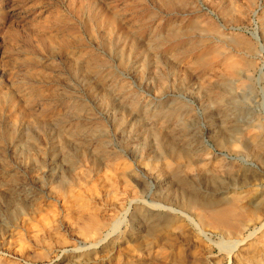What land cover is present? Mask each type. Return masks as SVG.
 <instances>
[{
    "label": "rangeland",
    "instance_id": "rangeland-1",
    "mask_svg": "<svg viewBox=\"0 0 264 264\" xmlns=\"http://www.w3.org/2000/svg\"><path fill=\"white\" fill-rule=\"evenodd\" d=\"M171 32L179 35L170 40ZM249 59L252 71L240 78L229 72L231 61ZM249 80L251 89L241 84ZM220 93L234 98L231 108ZM263 123L264 0H0V264H130L168 256L178 264H248L242 258L248 250L260 262L264 208L257 200L264 201V164L229 150L240 135L255 150L250 141ZM97 139L115 158L109 168L91 157L98 156ZM61 140L67 157L76 160L71 152L81 149L97 169L84 159V170L77 163L69 170L53 155L42 168L24 160L31 149ZM159 146L189 151L182 166L201 161L208 171L220 165L230 173L214 186L194 169L184 188L177 186L147 167L159 166ZM127 166L137 175L129 185L121 178ZM58 173L68 179L85 174L68 201L67 191L52 190ZM75 195L87 203L80 215L94 211L120 223L95 247L106 227L100 239L81 235ZM188 196L238 197V204L236 211L216 208L203 229L197 209L176 205ZM17 201L31 209L29 233L8 221ZM154 214L175 216L169 233L183 239L172 246L146 240L141 234ZM224 224L241 233L227 235L219 229ZM112 237V248L103 252Z\"/></svg>",
    "mask_w": 264,
    "mask_h": 264
},
{
    "label": "bare ground",
    "instance_id": "bare-ground-1",
    "mask_svg": "<svg viewBox=\"0 0 264 264\" xmlns=\"http://www.w3.org/2000/svg\"><path fill=\"white\" fill-rule=\"evenodd\" d=\"M177 35H179V34L172 33L171 32V33L167 34V37L171 40L173 37H176L177 38ZM249 49L252 52H254V49H252L251 47H249ZM243 61H245V60H243ZM254 66H255V64H254L253 59H249V60L245 61L244 63H240V62H237V61H231L229 63V65H228V70H229V72L234 77L240 78L242 72L244 73L247 70L248 71H252L254 69ZM241 84H242V86H244L247 89H251L252 88V83H251L250 80L249 81H243V82H241ZM225 87H226L225 86V83H221V86L219 85L218 89H219V91H221V92L223 91L224 92ZM218 95H219L218 96V99H220L221 101H224V104H226V105L223 104V106L226 109L231 108L230 105L235 102L234 101V98L233 97H230V96L227 97V98H223L221 96V93L218 94ZM220 96H221V98H220ZM158 115H160V114H158ZM166 116L168 117V114ZM169 116H170V114H169ZM160 118H161V115L159 116L158 119H160ZM168 118H170V117H168ZM140 124H142V123H140ZM143 124H142V127H143ZM145 124H146V122H145ZM262 125L263 126H261V125L258 126L259 130L261 131V135H254L251 138L252 140L250 141L252 143V146H254V149L255 150H252L251 148H249L248 144L243 141V138L240 135V138L239 139H236L235 142H232V146L233 147L230 148L229 151L230 152H240V151L245 152V153L250 154L251 156L255 157V159H257L259 162H261L262 164H264V158L259 154L260 153L259 152V149H261L263 147V144H262V142L260 140H262V141L264 140V123ZM147 127H146V129L148 130ZM79 130L83 131V129H81V127H79ZM73 131H75V130H73ZM155 133H158V131L156 130ZM60 136H64V135L61 134ZM65 136L68 139H70L69 137H71L73 135H71V133H70V134H65ZM146 136H148V135H146ZM61 142H62V140L60 142L57 141L56 142V144L58 143L57 145L53 144L55 146L51 145L50 146L51 147L50 149H47L46 148L44 150L39 149V148L36 149V148H33V146H32L33 149H31V151H28L26 154L24 153L25 154L24 160L25 161H29L30 163L32 162V164H34V165H38L39 164V167L42 168L43 166L46 167L43 164V161L45 159H47L48 156L53 155V156H56L54 159L58 160V162L59 161H66L67 164L70 165L69 166V170H73L75 168V164L76 163H77L76 164L77 165L76 166L77 168L82 165L83 166L82 169L84 170V159L86 158L85 152L83 150H81V149H78V148L72 150V152H71V154H73L72 156L73 157L75 156L77 158L76 160L75 159L72 160V159H70L69 157L66 156L67 155L66 153H68V154L70 153L69 150L68 151L65 150V149H67L66 147L68 145H66V143L64 141L62 143ZM236 142L238 143V145L235 144ZM94 144H95V147H96L95 148L96 149V152H98L97 153L98 156L96 157V155H93V156H91L92 159H94V161L96 162V158L97 159L99 158V160H97V161H99L100 164L101 163L105 164L104 166H106V167L109 168V166L107 164H109V163L111 164L114 161L115 158H111V157H108L107 156V153L104 150L105 146H104L103 142L100 139H97L94 142ZM82 146H84V145H82ZM250 146H251V144H250ZM41 147H42V145H41ZM218 147H221V146L218 145ZM222 147H224V146H222ZM28 148H29V146H28ZM28 148H26V149H28ZM154 153H155V156H156L157 163H160V164H159V166H156L154 169H152L149 165H147V167L149 168V171H155L156 177L168 176L175 183V185H177V186L178 185L179 186L181 185L183 187V185L186 184L187 178L190 175V173H192V172L194 173V169H196L198 171V173L200 175H202L203 177L205 176L204 179H206L208 182H210L214 186H219V184L222 181L221 179H223L222 177L226 178V175L228 176L229 173H230V171L228 169H225V168H223L220 165H215V167L211 171H208L205 168V166L201 164V161H197V162L194 163V162H192V161L189 160L188 163H186L185 165H183V166L180 165V163H181V161L183 159L189 158V155L191 154L189 151H185V150H181V151L178 150V151H176L175 150V152H168L165 149V147L159 146V147H157V152H154ZM213 160H214V158H213ZM85 161H86V159H85ZM95 162L94 163L93 162H91V163L87 162L88 167L90 166L91 169L92 168L97 169V165L98 164H96ZM124 166L125 165H123V167ZM114 169H116V168H114ZM75 170H76V168H75ZM134 172L135 171H133L129 166H127L126 168H124L123 172L121 173V178L123 179V181L126 184L129 185L130 183H133L134 182V180H135L134 179V176L136 175V173L134 174ZM84 181H85V174H80L79 177H77V178L75 176H73V177L70 176V179H68L67 177H64V176H62V174L58 173V175L56 176V178L54 180L55 184L58 185V187H56V188H53L52 187L53 188L52 190H54L55 193L58 192L60 194H64L67 191L66 194L64 195V198L68 201L70 199L69 198L70 196L69 197H67V196L71 192V189L70 188L74 184L78 185L80 182H84ZM58 193H57V195H59ZM168 195H166V196H168ZM72 196H73V194H72ZM75 198H76V201H77L76 205H77V210H78V214L76 215V218H77L76 219V223H77V221L79 222L78 230L81 233V235L84 236V238H87L90 241H92L93 239L95 240L96 238H99L100 239L101 238V235H103L101 233V230H102L103 227H106L105 232L107 234L104 235L100 240H98L92 246L98 244V242L104 240L105 238L109 237L111 235V233H114L115 232V230L118 228V226L120 224L119 221H117L116 218L111 220V219H107L106 217H103V216L100 217V215H99L100 213H97V212H94V211H93V213H92V211H90V212H87V214L80 215L79 214L80 211L83 210V207L84 208L86 207L87 203L85 202V204H84L83 203V200H81V198L78 195H75ZM213 200L214 199H212V200H210V199L207 200V199H204V198H202V199L199 198L198 199V198H193V197H189L188 196V197H183L181 201L179 200V202L176 203V205L178 206L179 209H181L183 211L190 210V212H191L192 209H197V211H199V214L197 213L198 214L199 225L203 229H205V227H208L209 226L210 219L213 218L214 216H216V211H215L216 208L221 207V206H225V205H227V206L230 205L231 209L233 211H236L237 204H238V203H236V200H238V197H231V198L227 199L226 201L225 200L213 201ZM257 202H258L259 209L264 208V201H263V199L257 200ZM164 206H154V207H155V209H157L156 211L160 213L162 211H158V210H163V209L165 210V207H167V206H165V207ZM29 210H31V209L28 208V205L24 201H20V202L17 201L16 206H15V209H14V212H13V214L11 216L9 215L10 218H9L8 221L11 222L12 224L15 223L16 228H18L17 226L20 224L19 227L20 228H23V229L25 228L24 230L26 232H28V230L32 231V227L30 226L28 228V225H27L28 223L25 224V222L27 220V217L29 216V215H27V214H29V212H28ZM143 213L144 212H141L139 214L142 218H144V214ZM221 214L228 217L230 213L229 212H223ZM33 217H35V215H33ZM47 222H48V220H43L42 221V223H44V224H46ZM175 222H176V217L173 216V215H170V214L169 215H161V214H157L156 215V214H154L153 216H149L146 219V223L147 224H146V226L144 228L143 234H141V235H143V237L146 238V240H148L150 242H153L154 243L156 241H164L166 244L172 246V244H174V242H176V240H180V238L183 239L182 238L183 237V234H178L177 233L178 236H172V234L169 233V229H170L171 225L175 224ZM219 229H221L223 232L224 231L227 232L226 233L227 235L228 234L239 235L241 233V231L239 230L240 228L239 227H235L233 225L232 226H229L227 224L220 225L219 226ZM250 235L251 234H249V236ZM135 238H137V237H135ZM115 239L112 240L111 242H110V240L109 241L107 240L105 243H111V244H109V245L107 244V246L105 248H103L102 251L103 252L105 250L106 251H109L112 248V245H113V242L115 241ZM39 240H40V237H39ZM244 240L245 239L236 240L235 242L239 243V242H243ZM92 243H94V242H92ZM101 244H103V243H100L99 245H101ZM142 245H143L142 243H140L139 245H137L138 250H141L142 249L141 248V247H143ZM90 254H93L94 255V252H90ZM243 255H244V257H242V258L245 261H247L248 264H264V258L261 259L260 262L259 261H255L254 252H252L250 250H248L245 253H243ZM86 258H89V257H86ZM154 258H156V257H153V259ZM146 260H148V259H146ZM151 260H152V258H151ZM175 260H176V258H173V257H169L168 256V257H163V258L158 259V260L155 259V260L150 261V262L149 261L140 262V261H136L135 260L133 263H130V264H178V262L175 261ZM87 261H89V259L86 260L85 262H87ZM190 264H194V263L192 262ZM201 264H209V261L206 260L205 262H203Z\"/></svg>",
    "mask_w": 264,
    "mask_h": 264
}]
</instances>
